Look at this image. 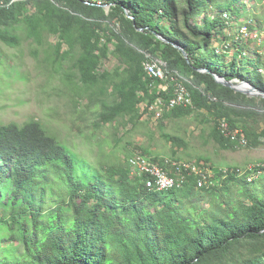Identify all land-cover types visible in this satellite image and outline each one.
Segmentation results:
<instances>
[{
    "label": "trees",
    "instance_id": "trees-1",
    "mask_svg": "<svg viewBox=\"0 0 264 264\" xmlns=\"http://www.w3.org/2000/svg\"><path fill=\"white\" fill-rule=\"evenodd\" d=\"M13 1L0 0L10 4L0 6L2 42L19 44L17 26L38 43L46 31L58 35L56 57L49 53L56 73L80 50L63 79L89 99L84 112L75 103L69 114L75 119L67 124L72 130L94 131L126 117L136 121L146 99L167 105L173 90L159 89L163 82L145 73L152 55L169 74L193 76L184 79L193 106L165 105L162 119L206 109L216 119L211 137L223 149L240 146L222 133L224 120L231 132L243 123L241 134L252 147L261 145L264 128L258 133L246 120L257 123L260 114L237 108L249 104L247 97L216 81L249 82L264 91V59L257 67V53L234 45L231 55L226 44L231 21L251 13L240 0H35L33 14L29 2ZM105 5L111 6L109 17ZM105 18L119 21L120 34L103 28ZM255 18L264 23V15ZM100 31L116 42L112 54L121 68L113 74L99 73L110 54ZM5 62L0 54V69ZM132 170L138 179L127 168L80 153L40 121L1 125L0 264H264V173L253 178L256 170L217 169V183L209 176L204 188L188 174L180 188L158 190L147 184V174Z\"/></svg>",
    "mask_w": 264,
    "mask_h": 264
},
{
    "label": "rangeland",
    "instance_id": "rangeland-1",
    "mask_svg": "<svg viewBox=\"0 0 264 264\" xmlns=\"http://www.w3.org/2000/svg\"><path fill=\"white\" fill-rule=\"evenodd\" d=\"M18 1L30 3L28 13L36 12L35 0L13 2ZM238 4L251 13L247 14L248 18L243 17L239 22L231 21L230 28L226 29V35L230 39L226 44L231 48V55L236 51L234 45L248 52L257 53L258 67L264 59V23L262 20H256L255 16L264 15V0H240ZM0 6L9 8L10 4L2 2ZM104 9L106 16L109 17L111 6H106ZM243 13L246 15L245 12ZM100 21L104 29L109 27L120 34L121 26L117 19L105 18ZM17 27L14 31L20 37L17 46H9L0 40V54L6 60L4 67L0 69V126L10 123L23 125L31 120L40 121L51 135L84 155L93 154L104 163L133 171L130 159L139 153L153 159L159 157L170 162L178 160L190 162L199 170L205 171L206 168V171L210 172L209 176H213L214 184L217 183V169L228 172L238 170L244 173L264 162V139L258 147H252L247 139L248 144L243 145L238 142L240 146L236 150L223 149L211 137L216 125L215 117L206 109L199 110L196 107L189 116L180 119H162L169 109L164 106L157 105V107L155 103L149 104L146 99L139 105L136 121L131 122L130 118L126 117L94 131L88 129L79 133L77 130H72L67 124L71 125L75 119L69 116L76 111L75 103H78L77 111L84 112L89 101L88 95L82 91L79 94L73 93L63 82L66 72L72 69L80 50L77 49L65 58L60 73H56L51 59L56 57L55 48L59 36L46 31L42 35L41 43H38L35 38L28 35L26 29L22 28L24 26ZM100 34L102 43H108L110 54L102 60L99 73L113 74L121 68L119 61L112 54L116 42H107L112 37L111 33L100 31ZM67 49L64 45L61 54ZM49 53L53 54L51 59ZM147 57L149 59L147 63L161 61L152 55ZM11 66H14L16 71H13ZM171 74L176 73L171 72ZM174 78L180 83H184V79L188 82L193 80L192 75L187 77L180 73ZM237 81L239 84L240 81ZM172 84L175 83L172 82V76L169 74V80L158 86L169 89ZM107 86V94H110L111 85ZM243 94L249 104L237 108L257 111L260 114L257 123L255 118L246 119L248 124L260 133L264 128V96L259 91L255 95ZM141 96L144 97L143 94ZM240 125L239 133L243 131V123ZM168 137L175 139L176 142L169 141ZM201 204L206 206L204 202ZM234 263L233 260L224 261V264Z\"/></svg>",
    "mask_w": 264,
    "mask_h": 264
},
{
    "label": "bare ground",
    "instance_id": "bare-ground-1",
    "mask_svg": "<svg viewBox=\"0 0 264 264\" xmlns=\"http://www.w3.org/2000/svg\"><path fill=\"white\" fill-rule=\"evenodd\" d=\"M145 73L147 77L154 81H162L165 82L169 80V74L166 71V66L161 61L159 62H146L145 63ZM179 73L170 74L172 78L176 77ZM178 79V78H177ZM175 80L172 79V82ZM157 84V83H156ZM169 89H172L173 94H175V84H172ZM178 88L181 90L184 100H175L174 96L168 101V104L159 101L156 106H169L170 108H176L179 106L191 107L193 106L192 97L188 92L187 87L184 83L178 82ZM189 101V102H188ZM157 106V107H158ZM154 107V106H152ZM151 107V108H152ZM227 121L221 122V130L222 133L229 139L235 142H239L240 144L247 145L248 140L244 137L243 134L241 136H237V131L229 132V126ZM239 133V131H238ZM138 153V152H137ZM163 160V159H161ZM130 165L133 169L137 170L140 173L152 172V178L155 181V186L158 190H169L173 188H180L187 180L188 174H195L198 179V186L200 188H204L208 182L209 173H205L206 171L199 170L194 164L190 162H179V161H164L163 163L154 161L153 158H149L148 156H143L139 153V155H135L130 159ZM129 165V166H130ZM256 167H260L256 169L253 178H258L262 173H264V162L259 163ZM173 169H178L174 170ZM156 171V172H154ZM146 174V173H145ZM211 178V177H210ZM167 182V183H166ZM208 186V185H207Z\"/></svg>",
    "mask_w": 264,
    "mask_h": 264
},
{
    "label": "water",
    "instance_id": "water-1",
    "mask_svg": "<svg viewBox=\"0 0 264 264\" xmlns=\"http://www.w3.org/2000/svg\"><path fill=\"white\" fill-rule=\"evenodd\" d=\"M106 6H110V5H105L104 7H106ZM181 50L184 51L183 49H181ZM216 81L218 84H221V85H224L230 89H233L235 92H239L242 94L246 93L249 95H255V94H257V91H259L264 96L263 90L259 89L258 87L254 86L253 84H251L249 82H241L240 81V83L238 84L237 80L226 81V79L218 77V76H216Z\"/></svg>",
    "mask_w": 264,
    "mask_h": 264
},
{
    "label": "built area",
    "instance_id": "built-area-1",
    "mask_svg": "<svg viewBox=\"0 0 264 264\" xmlns=\"http://www.w3.org/2000/svg\"><path fill=\"white\" fill-rule=\"evenodd\" d=\"M172 79H174L175 80V78H172ZM158 88L159 89H163V90H166V91H168V88H164L163 86H158ZM173 96H174V99L175 100H184V97H183V94H182V92H181V90L178 88V82H176L175 81V94H172ZM189 102V101H188ZM225 125H228L229 126V124H225ZM230 131H232V130H230V127H229V132ZM234 131H237V136H241V134L240 133H238V129H236V130H234ZM260 167H255V168H252V169H250V170H256V169H259ZM174 170H178V169H173V171ZM146 174H147V184H154L155 183V181H153L152 180V172H146V171H144ZM154 172H156V171H154ZM226 171L224 170V173H225ZM129 173H130V176L132 177V178H134V179H138L136 176H133L132 175V171H129ZM211 180H212V182H213V176L211 175ZM186 182H187V180H186ZM167 183V182H166Z\"/></svg>",
    "mask_w": 264,
    "mask_h": 264
}]
</instances>
